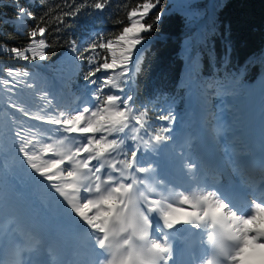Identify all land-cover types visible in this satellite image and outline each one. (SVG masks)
Listing matches in <instances>:
<instances>
[{
  "label": "snow or ice",
  "instance_id": "obj_1",
  "mask_svg": "<svg viewBox=\"0 0 264 264\" xmlns=\"http://www.w3.org/2000/svg\"><path fill=\"white\" fill-rule=\"evenodd\" d=\"M108 2L69 0L67 9H62L54 17L51 15L52 10L46 9L45 14L38 18L30 7L13 0L16 9L13 18L16 23L13 26L21 34L26 32L29 42L23 48L12 47V57L23 61H45L50 46L46 33L52 23L60 31V26L67 25L70 19L86 8L103 10ZM160 3L161 0H143L132 7L127 13L129 23L110 36L94 39L84 46L74 39L69 41L71 55L68 60L73 69L80 70L86 62L83 78L87 84L96 86L90 104L84 100L81 101L84 106L70 109L56 100L54 95L50 98L46 81L37 74L14 68L6 69L8 79H0L4 89L13 93L14 89L23 85L32 90L19 94L15 101L9 96V107L28 120L39 122V125L28 127L26 120H15L12 117L6 120V114L0 112V142L7 127L9 141L16 152L22 154L35 174L48 182L54 194L63 198L62 203L66 202L65 215L77 229L82 241L77 258L69 264H102L107 258L105 249L111 246L109 238L114 220L138 227L137 234L142 238H146L149 232L155 236L157 230L149 215L155 212H159L170 230L177 224L191 223L194 217L203 220L211 216L214 221L222 223L227 239L233 241L230 251L224 253L226 264H264V182L258 191L253 192L255 200L245 201L247 211L235 208L223 198L217 199L212 194L195 201L184 197L182 203L190 211L183 213L176 206L151 208L149 205H159V201L152 198V189H149L147 196L142 191L143 185H140L141 177L138 174L150 172L151 169H146L138 157L141 152L152 149L153 139L156 142L164 139L175 116L170 109L159 114L158 119L168 124L158 130L153 129L152 134H149L152 124L148 110L137 109L133 95L124 93L130 84L133 66L135 71L140 70L138 62L134 65V57L137 61L143 59L138 53L148 38L146 34L152 32L162 20L163 12L153 11L158 9ZM38 19L39 22L30 28L25 27L26 21ZM192 59V67L195 68L196 54H193ZM260 59L264 63V55ZM101 72L104 75L98 76ZM30 76L33 82L28 83L25 78ZM37 95L44 103L36 111H31L25 106L28 103L26 96ZM47 125L56 127L47 128ZM33 128L39 131L33 132ZM48 133L66 135L54 139ZM70 136H73L75 146L69 145ZM38 137L51 142H44V139ZM128 141H131L132 147L126 150ZM8 231L13 233L17 229L9 228ZM4 232L2 225L0 233ZM157 239L166 241L168 237ZM32 250L33 238L25 235L12 245L10 252L15 259L9 264H23L21 257L24 252ZM148 252L153 262L169 264L172 259L169 248L163 242L151 243ZM137 259L139 264H148L141 257Z\"/></svg>",
  "mask_w": 264,
  "mask_h": 264
},
{
  "label": "trees",
  "instance_id": "obj_2",
  "mask_svg": "<svg viewBox=\"0 0 264 264\" xmlns=\"http://www.w3.org/2000/svg\"><path fill=\"white\" fill-rule=\"evenodd\" d=\"M88 2L91 3V0ZM142 2L143 0H109L103 13L86 8L70 19L67 25L60 26V31L52 23L46 33L50 44L47 59L23 61L14 59L10 49L25 47L29 42L27 33L21 34L13 26L16 23L13 19L16 15L13 0H0V79H8V68L26 70L46 81L50 98L54 95L56 100L70 109L84 106L81 103L84 100L91 103L87 94H94L96 86L87 84L83 78L86 62L80 70L73 69L68 60L71 55L69 41L74 39L84 46L94 39L110 36L129 23L127 13ZM18 3L30 7L39 18L45 14L46 9L52 10V17L62 9L66 10L69 0H18ZM157 10L163 12L162 20L152 32L146 34L148 38L142 51L138 53L143 59L137 61L134 57V65L138 62L140 70L135 71L133 66L130 84L124 93L133 95L137 109L148 110L152 124L149 134H152L153 129L158 130L168 124L158 117L170 109L175 120L162 141L178 149L173 130L179 128L188 116L192 82L199 86L200 93L202 85L210 87L213 93V112L209 118L214 122H218L216 115L221 114L220 96L223 89L234 92L245 110L257 106V118H261L264 113V63L260 59L264 55V0H161L158 9L153 11ZM37 22L39 19L28 20L25 27L30 28ZM199 38H203L204 42H199ZM193 54L197 56L195 68L192 67ZM103 75V72L98 73V76ZM25 79L28 83L33 82L31 76ZM0 89H3L0 91V112L6 114V120L12 117L15 120H26L28 127L39 125V122L28 120L9 107V96L15 101L19 94L32 90L23 85L14 89L13 93H9L3 85H0ZM200 97L203 98L202 94ZM26 99L28 103L25 106L31 111H36L44 103L39 100L38 95L26 96ZM46 127L54 129L56 126ZM32 131L38 132L39 129L33 128ZM47 135L58 139L66 134ZM72 137H69L68 143L75 146ZM38 139L51 142L44 137ZM155 142L153 139L152 143ZM131 147L132 143L128 141L126 150ZM13 179H18L23 186L31 187L49 206L54 190L48 187L47 181L33 172L22 154L16 152L9 141L6 127L0 142V226L4 225L5 228L0 237L7 239L10 234H15L16 239L21 240L28 235L39 241L42 237V225L38 212L34 210L30 213V200L18 189ZM9 228L17 231L9 233Z\"/></svg>",
  "mask_w": 264,
  "mask_h": 264
},
{
  "label": "rangeland",
  "instance_id": "obj_3",
  "mask_svg": "<svg viewBox=\"0 0 264 264\" xmlns=\"http://www.w3.org/2000/svg\"><path fill=\"white\" fill-rule=\"evenodd\" d=\"M199 42H204L203 38H199ZM209 95V94H208ZM234 92H232L231 90L229 91H225L221 96H222V116L223 119L221 121V123L223 124V130L221 131L222 134V138L220 141V146L218 147L219 150L218 152L223 153V151L228 152L231 156V159L233 158V156L235 155V153L238 150V147H240V145H238L239 141V136L241 134H246V132L248 133H259L261 129H264V117H262L261 119L254 121V116L255 113L257 112L256 108L254 107L250 110H248L245 113L241 112V108L239 107V103L237 102V99L234 97ZM209 104V102H208ZM210 107H207V111H209ZM204 115V114H202ZM201 115V127L205 128L206 125H208L209 123L207 122V118H202ZM252 125V129L251 131H248V126L251 127ZM212 132H214V129L211 128L210 129V134H213ZM178 134H183V137L188 136L187 135V129L183 128ZM180 140V139H179ZM181 141V140H180ZM240 144V143H239ZM154 146L152 147V149L148 152H146V155H144L143 152L140 153L139 155V159L142 160H152L153 158L158 159L159 161H161L162 167L164 169H172V167L174 169H176L173 165L171 166V164H166L163 161V158H165V155L167 154L168 150H169V146L166 143H157V144H153ZM233 146V147H232ZM234 148V149H233ZM95 164V163H94ZM177 170V169H176ZM191 171H184L185 174V178H189L190 177V173ZM192 173V172H191ZM193 175V174H192ZM153 191V197L155 200L159 201V205L156 204H151V208H157V207H165L167 208L168 206H176L179 207L181 209V211H190V208L185 206L182 203V200L184 197H188L189 199L195 201L198 198L202 197V196H208L209 194L215 195L217 197V199L220 198V196L218 194H215L214 192H212L209 189L206 188H200L197 189L196 191H194V193H187L184 192L182 190H178V192L176 193L175 190L170 191L169 193L163 194L162 192H158L156 190H154L152 188ZM147 196V195H145ZM52 197V196H51ZM63 198L59 197L58 195H54L51 200L49 201V210L51 212V214L53 215V217H55V219L60 223V225L66 226L67 231H71V229H76L72 223L70 222V220L67 218V216L65 215L64 212V207L66 205V202L62 203ZM177 214H181V213H177ZM74 215V214H73ZM153 218L152 223L154 224V222H158V220L156 219V215L154 213H152ZM77 220L79 219L78 217L76 218ZM160 222H158L159 224H157L156 227V238H161L163 236H165V231L164 228L167 229V226L163 220V218L161 217ZM161 223V224H160ZM59 225V226H60ZM165 225V226H163ZM58 226V230H59V234L62 238L63 236V232L64 230H66V228H64L63 226L59 227ZM56 228V227H55ZM70 228V229H69ZM57 229V228H56ZM75 232L77 241L81 242L77 231L76 230H72ZM18 240L13 241L14 243H18ZM7 245L2 243L0 244V248H2V250H0L4 256L6 257L7 263L9 264V261H12L13 259H15L11 252L10 249L6 248ZM44 247V246H43ZM6 248V249H5ZM23 257V256H22ZM23 260V264H28L27 260L25 258H22Z\"/></svg>",
  "mask_w": 264,
  "mask_h": 264
},
{
  "label": "clouds",
  "instance_id": "obj_4",
  "mask_svg": "<svg viewBox=\"0 0 264 264\" xmlns=\"http://www.w3.org/2000/svg\"><path fill=\"white\" fill-rule=\"evenodd\" d=\"M192 223L197 229H203L205 239L203 244V254L193 260V264H226L225 252L230 251L233 241L227 239L225 229L222 223L214 221L211 216L207 219L193 218ZM112 235L110 236V247H106V259L102 264H139L137 257L148 261V264H160L159 261L153 262L148 249L151 243L163 242L170 250V256L173 255V245L169 240H158L150 232L146 238L140 237L137 232L138 227L121 224L113 221Z\"/></svg>",
  "mask_w": 264,
  "mask_h": 264
},
{
  "label": "bare ground",
  "instance_id": "obj_5",
  "mask_svg": "<svg viewBox=\"0 0 264 264\" xmlns=\"http://www.w3.org/2000/svg\"><path fill=\"white\" fill-rule=\"evenodd\" d=\"M258 134H259V135H264V129H261L260 132H259ZM239 149H241V148L239 147ZM211 157H212L213 159H215V160H218V158H215L214 156H211ZM215 170L220 171V169H218V168H215ZM260 187H261V186L257 187L256 191H258ZM231 200H232V201H235V204H236V206L238 207V204L236 203V199H235L234 197H231ZM183 212H186V211H181V213H183ZM192 221H193V219H192ZM192 221H191V223H180V224H181V225H184V226L186 227V229H190V228L193 227V223H192ZM170 263H171V261L169 262V264H170Z\"/></svg>",
  "mask_w": 264,
  "mask_h": 264
}]
</instances>
